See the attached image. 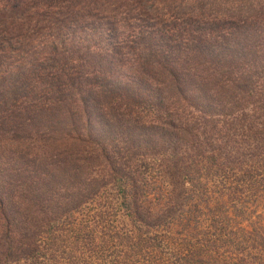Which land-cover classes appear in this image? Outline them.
Returning a JSON list of instances; mask_svg holds the SVG:
<instances>
[{
  "label": "trees",
  "instance_id": "obj_1",
  "mask_svg": "<svg viewBox=\"0 0 264 264\" xmlns=\"http://www.w3.org/2000/svg\"><path fill=\"white\" fill-rule=\"evenodd\" d=\"M231 174L232 195L264 188V0H0V264H86L66 246L92 259L112 243L102 217L76 218L110 183L140 228L132 244L158 229L144 246L174 245L207 180ZM185 242L178 260L202 264ZM247 249L226 263L254 264Z\"/></svg>",
  "mask_w": 264,
  "mask_h": 264
},
{
  "label": "rangeland",
  "instance_id": "obj_2",
  "mask_svg": "<svg viewBox=\"0 0 264 264\" xmlns=\"http://www.w3.org/2000/svg\"><path fill=\"white\" fill-rule=\"evenodd\" d=\"M231 175L232 176L226 178L216 177L207 180L209 197L207 196L204 198L207 199L206 204L204 202V204L199 205L200 210L196 212V215L193 214L195 225L192 222L194 226L192 235H187L185 231L178 226L173 227L170 232L167 231L166 233L167 236L173 237L176 242H179L181 239L183 241L190 240V242H185L190 250H198L196 247L201 246L203 249L201 253L202 264H227L230 261L233 263L234 260L230 259V256H233L235 250L239 251L246 248L252 251L247 256L250 262L259 264L257 263L258 261L252 258L256 255V251L253 249L252 242L246 240L248 236L246 233L251 230V224L254 226L255 224H261L264 227V188L259 185V192L253 193L249 190H245L239 195H232L228 192L227 186L232 183L233 187L238 184L241 188L243 187V183L237 179L238 176ZM257 178L260 180L258 183H263V179H260L259 176H257ZM235 181L236 184L234 183ZM120 195L121 191L110 183L105 186L92 202L86 204L83 210L76 213V218H81L82 213L86 214L83 222L88 224H94L92 216L95 214H97L96 217L98 220L102 217L107 226L106 231L111 232L113 235V241L112 243H108V245L100 247L99 251L93 255L92 259L88 258L86 253L81 252L75 244L73 247L66 246V248L72 249L70 252L68 251V253L71 254L70 260L73 259L76 262H83L84 259L87 258L88 260L84 261L86 264H116L121 255L122 247L128 245L130 246L129 249H134V252L130 254L132 264H182V262L178 260V256H181L182 252L186 253L188 249H177L179 244L176 242L174 245L160 242L154 248H149L148 245L144 246L146 240L147 242H152L156 236L161 238L166 230L152 229L147 232L144 230L141 237L144 241L139 245L132 244V242L137 240L136 235L140 234V228H138L127 215L121 204ZM208 199L209 208L207 207ZM216 204L221 206L219 209L221 213L227 216V229H223L221 232L218 231L219 227L214 228L210 225L212 219V214L210 212L218 211L214 209V205L216 206ZM218 217L219 215L216 219ZM100 233L101 232L98 231V234ZM72 234H75L74 238L77 237V233L73 232ZM115 234H119V238H117ZM215 235H219L216 242L213 240L209 242L207 240L214 238ZM205 237H207V239ZM74 238L73 240L75 242ZM241 238L245 241L241 240ZM69 242L73 241L67 240L65 243L68 244ZM215 243H218V245L211 246ZM214 250H218L217 253L219 255L213 252L211 253V251ZM68 253L65 255L67 258ZM77 253H79V255ZM223 253L226 256L222 257ZM220 259L223 261H220ZM47 263L59 264L49 261ZM62 264H68V261H63ZM244 264H247V262H244Z\"/></svg>",
  "mask_w": 264,
  "mask_h": 264
}]
</instances>
